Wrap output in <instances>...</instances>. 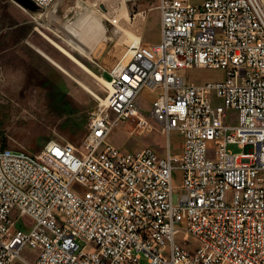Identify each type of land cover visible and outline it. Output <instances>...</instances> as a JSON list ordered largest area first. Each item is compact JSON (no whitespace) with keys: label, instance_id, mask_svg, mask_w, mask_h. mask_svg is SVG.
I'll use <instances>...</instances> for the list:
<instances>
[{"label":"built area","instance_id":"obj_1","mask_svg":"<svg viewBox=\"0 0 264 264\" xmlns=\"http://www.w3.org/2000/svg\"><path fill=\"white\" fill-rule=\"evenodd\" d=\"M32 1L45 9L54 0ZM156 8L159 40L143 42L142 13L132 15L129 56L107 70L113 96L97 97L80 146L49 139L27 153L38 166L24 169L18 150L0 141V264H264V0H156ZM194 67L225 76L186 82L180 70ZM143 89L155 93L148 116L165 136L163 155L107 141L119 124L147 123ZM213 90L222 105H211ZM227 108L236 123L224 121ZM171 131L182 138L178 154ZM24 247L32 260L20 255Z\"/></svg>","mask_w":264,"mask_h":264},{"label":"rangeland","instance_id":"obj_2","mask_svg":"<svg viewBox=\"0 0 264 264\" xmlns=\"http://www.w3.org/2000/svg\"><path fill=\"white\" fill-rule=\"evenodd\" d=\"M188 1L199 4L202 0ZM136 13H142L136 16L141 40L158 41L160 15L156 0H54L47 8L34 13L12 0H0V140L8 148L26 154H38L49 139L80 146L90 118L97 110V97L104 102L105 94H111L101 74L128 52L129 40L133 38L129 37L132 15ZM113 19L118 20L119 27L110 22ZM57 47L79 60L90 73ZM47 54L53 58L62 55L71 67L63 68ZM128 56L129 52L122 62ZM180 74L186 82L193 83L219 81L225 76L221 69L197 67L180 70ZM153 96L148 90L141 92L142 113H148ZM209 100L212 106L223 104L214 90ZM225 111L224 121L236 123V110L227 108ZM145 118L144 126H138L136 120L115 126L108 143L127 151L145 146L162 151L165 137L160 126ZM168 138L171 149L178 150L180 134L171 131ZM227 148L234 153L242 151L235 144ZM213 151L209 142L207 158H214ZM172 183L175 188L172 200L176 203L181 194L180 170L173 171ZM9 218L28 227L33 224L27 216L17 218L16 212L10 213ZM20 255L32 260L35 252L24 247ZM140 264H147L145 257Z\"/></svg>","mask_w":264,"mask_h":264},{"label":"bare ground","instance_id":"obj_3","mask_svg":"<svg viewBox=\"0 0 264 264\" xmlns=\"http://www.w3.org/2000/svg\"><path fill=\"white\" fill-rule=\"evenodd\" d=\"M114 22V21H111ZM116 27H119L118 24L115 25ZM130 35V34H129ZM129 37H133V36H129ZM61 52H63L65 55H67V57L69 59H71L74 63H76L79 67H81V69H83L85 72L90 73L89 69L83 65L79 60H77L75 57H73L71 54H69L68 52H66L64 49L57 47ZM65 74L69 75V73L66 70H63ZM70 76V75H69ZM105 83L108 84V81H106ZM106 84V85H107ZM109 88V90L111 91L110 96H113V84H108L107 86ZM1 141V140H0ZM18 159L20 160V165L24 168V169H35L38 166V156H31L29 157L28 154L26 153H22L18 151ZM9 168H16V161H9Z\"/></svg>","mask_w":264,"mask_h":264},{"label":"crops","instance_id":"obj_4","mask_svg":"<svg viewBox=\"0 0 264 264\" xmlns=\"http://www.w3.org/2000/svg\"><path fill=\"white\" fill-rule=\"evenodd\" d=\"M159 40V39H158ZM145 43H152V42H145ZM47 56H49L48 54H47ZM50 57V56H49ZM51 59H53V60H55L60 66H62L63 68H65V69H67V68H69V67H71V64L69 63V62H67V59L65 58V57H63L62 55H58V57H56V58H53L52 56L50 57ZM50 63V62H49ZM58 69V68H57ZM104 74H106V78L104 77ZM101 77L102 78H104L105 80H108L109 79V74H108V72L106 71V72H104V73H102L101 74ZM188 82V81H187ZM143 90H147V89H143ZM142 90V91H143ZM141 91V92H142ZM149 91V90H148ZM150 92V91H149ZM152 94H154V96H155V93L154 92H151ZM141 94V93H140ZM154 96H153V98H154ZM152 98V99H153ZM151 99V100H152ZM139 100H140V96H139ZM151 103V102H150ZM149 107H150V105H149ZM149 109V108H148ZM140 111H141V105H140ZM149 111V110H148ZM142 113V112H141ZM144 114V113H143ZM146 117H148V118H150L149 116H148V113L147 114H144ZM153 122H155L152 118H150ZM155 123H157V122H155ZM158 124V123H157ZM159 125V124H158ZM111 133H112V131H111ZM178 133V132H177ZM179 134V133H178ZM181 136V135H180ZM165 137V136H164ZM108 138H109V136H108ZM108 138H107V140H108ZM169 145H170V141H169ZM145 147H150V146H145ZM170 147V151H171V153H174V154H178V153H180L181 152V150H182V138H181V143H180V147H179V149L178 150H176V151H173L172 149H171V146H169ZM151 148H153V147H151ZM164 148H165V140H164V145H163V149H162V151H158L157 149H155V148H153V149H155L156 150V152L159 154V155H163L164 154ZM120 149V148H119ZM121 150H125V149H121ZM127 151V150H126Z\"/></svg>","mask_w":264,"mask_h":264},{"label":"water","instance_id":"obj_5","mask_svg":"<svg viewBox=\"0 0 264 264\" xmlns=\"http://www.w3.org/2000/svg\"><path fill=\"white\" fill-rule=\"evenodd\" d=\"M12 1L30 12H35L38 9L32 0H12Z\"/></svg>","mask_w":264,"mask_h":264},{"label":"trees","instance_id":"obj_6","mask_svg":"<svg viewBox=\"0 0 264 264\" xmlns=\"http://www.w3.org/2000/svg\"><path fill=\"white\" fill-rule=\"evenodd\" d=\"M5 144V143H4Z\"/></svg>","mask_w":264,"mask_h":264}]
</instances>
